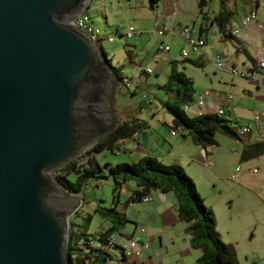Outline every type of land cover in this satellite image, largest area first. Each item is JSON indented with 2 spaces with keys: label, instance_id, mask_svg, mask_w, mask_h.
<instances>
[{
  "label": "water",
  "instance_id": "water-1",
  "mask_svg": "<svg viewBox=\"0 0 264 264\" xmlns=\"http://www.w3.org/2000/svg\"><path fill=\"white\" fill-rule=\"evenodd\" d=\"M91 1L0 0V264H72L81 200L54 173L116 127L119 80L70 25Z\"/></svg>",
  "mask_w": 264,
  "mask_h": 264
},
{
  "label": "rangeland",
  "instance_id": "rangeland-1",
  "mask_svg": "<svg viewBox=\"0 0 264 264\" xmlns=\"http://www.w3.org/2000/svg\"><path fill=\"white\" fill-rule=\"evenodd\" d=\"M236 1L238 4L242 3L241 0ZM261 1L263 9L259 12V19L264 24V0ZM224 2L227 4L226 0ZM216 4L218 5V1L211 4V9ZM243 6L245 7L246 4ZM161 7V5L158 7L159 10ZM155 11L156 9L153 11L149 9V0H92L89 4V9L86 13L91 17L94 25L103 34H110L114 38L113 43L102 42V47L110 63L116 67L120 66L119 62L123 63L124 57H126L123 47L129 44L131 46L136 44L137 49L135 51L133 48V50L139 56L136 62L131 64L125 62L123 67L126 72L125 75L136 80L137 78L135 77H138L137 74L140 71L145 72L148 69L154 71L152 75H142L140 81L142 80L143 84H140L135 96L127 93L123 86L118 85L115 88L111 104L113 116L117 120L120 114L124 113L128 116L135 115L137 118L147 121L150 128L148 135L149 133L151 134L147 139L149 141L154 139L158 143L152 146L148 144L149 148L153 147L155 152L153 154L160 158L162 157L161 160L168 158L171 159L172 164H178L182 167L188 177L195 183L197 191L207 208H210V205L215 207L216 214L214 211L212 212L216 221L217 233L222 243L232 246L236 263L264 264V179L247 171L246 174H240L237 180L231 181L230 176L234 173L235 168L238 165L244 167V164H240L241 161L239 160L241 145L238 140L216 135L217 146L206 148V154H208L206 159V157L204 158L201 155L202 150L200 151L189 138H183L179 133L170 130V116L162 109V103L169 100V98L166 92L156 87V83L160 82L167 73L163 72V75L159 67L156 66L155 63L158 62L157 64H159L160 61L158 60L160 59L157 56L154 61L153 59L157 51V40L163 39V45L170 44L171 54L177 60H180V47H185V42L176 33L168 34L176 38L172 42L164 37H150L148 32L154 27ZM129 27L137 29L138 34L130 39L119 37ZM117 29L118 32H116ZM246 29L247 27L241 28V33ZM213 40L215 38L213 33H211L209 45L214 44ZM159 42L161 41L159 40ZM223 47V45L218 46L220 52L216 50L214 51L215 53H210L212 58L210 57L204 70L196 69V74L191 75L195 104L201 96L206 105L207 102H211V97L205 96V91L220 94L221 96L230 95L233 98L231 107L228 108L225 115H220V117L230 121V125L233 128L251 126L256 131L253 119L255 115L264 116V94L262 90H256L255 83L228 74L225 68L218 69L216 67L218 53L225 52ZM145 52H149L148 56L145 55ZM157 55H160L159 57L162 59L167 57L165 53L161 52ZM193 56L194 54L191 53L190 57L193 58ZM141 59H143L142 65H139L138 62ZM221 61L225 63V66L227 64V68L230 67L229 61L224 62L223 59ZM236 66L239 72L245 71L239 61ZM185 74L189 75L187 71H185ZM144 80L147 81V84H145ZM252 80H257L256 75H252ZM149 99L152 100V104L148 107H143L144 110L139 114L140 112L136 110ZM213 105L215 106L214 103ZM153 111L156 113L154 119L150 116ZM130 150L112 152L105 149L95 154V158L103 169L105 177L90 179L82 193L76 195L81 200V205L78 208L79 213L69 218V221L75 226L72 227L74 232L83 233L87 231L91 233L105 224L96 213V210L100 211L116 205L113 193L114 184L108 175L106 166L107 164L114 166L116 164L137 162L136 150L133 151L134 154ZM161 162L166 164L163 161ZM257 162L252 161V163ZM68 179L72 181L74 177L70 175ZM130 185H133V183L122 187V196H128V186ZM153 195L155 199L156 196L158 199L161 197L159 193H154ZM145 206L146 204L138 203L135 205L129 204L127 208H122L130 222L125 225L123 233L129 234L134 228V224H136L137 227L145 228L146 234L143 238H146L151 243V238L147 232L155 234L157 229H162L164 231L172 230L175 233L178 227L180 229L178 223L172 222V209H168V214L160 218L157 213L152 209H146ZM223 214L226 215V219L222 218ZM90 216L92 219H90ZM117 235H119L118 232ZM121 238L125 239L124 237ZM152 243L155 248H158L157 240ZM177 246L180 247V244H177ZM174 250L175 248L169 245L163 249V254H166V257L168 252L170 257H173L176 254ZM190 251L189 255L185 254L181 259L177 255L175 260L191 263L194 258H198L201 254L200 251ZM161 257L163 258L164 256L162 255Z\"/></svg>",
  "mask_w": 264,
  "mask_h": 264
},
{
  "label": "trees",
  "instance_id": "trees-1",
  "mask_svg": "<svg viewBox=\"0 0 264 264\" xmlns=\"http://www.w3.org/2000/svg\"><path fill=\"white\" fill-rule=\"evenodd\" d=\"M159 1L149 0L150 10H154ZM204 2V0H200L199 3L201 14ZM220 6L221 10L224 11L226 8L224 1H221ZM220 30L225 34L226 30L222 26H220ZM197 36L203 38L200 35ZM119 37L126 38L125 33L123 35L120 34ZM159 50L162 51L161 49ZM112 68L119 80V85L123 86L127 93L132 96L136 95V90L141 84L140 78L142 75L148 76L153 73L151 69H149L151 73H148V70L143 71L136 80H133L124 76L119 68L113 66ZM159 89L166 92L169 98V100L162 103V109L173 119L170 127L172 132L179 133L183 138H185L184 132H186L194 145L203 148L216 147V135L241 140L238 132H234L230 121L221 118L219 114H202L195 117H189L185 114L184 106L195 100L193 81L185 74L172 70L168 81ZM151 104L152 100L149 99L136 111L141 114L144 110L143 107H148ZM241 128L239 127L238 129L240 130ZM143 130L147 134L148 128L141 122L140 118L135 115L120 114L116 120L114 130L89 149L82 157L55 172V179L69 193L74 195L81 194L90 179L105 177L103 169L95 158V154L105 149L112 152L120 150L125 152L128 150L127 145L132 142L140 145L142 143ZM252 149L255 154L254 158L262 156L264 154V142L256 143ZM106 168L114 184L113 193L115 199L122 194L124 185L133 183V185L128 186V188L132 186L134 189L132 191L129 189L131 194L124 202L125 206L131 203L134 205L138 203L145 204L144 198L151 196V193L156 190L163 194L171 192L175 195L178 215L180 220L186 225L185 231L190 237V245L194 250L201 252L195 264H237L232 246L225 245L219 238L212 210L204 204L195 183L178 164H163L157 157L146 156L131 164L122 163L114 166L107 164ZM70 175L74 177L72 181L68 179ZM118 205L119 203L116 201V205L111 208L96 210L100 218L109 225L106 229L99 227L91 233L87 231L76 233L72 229L75 226L69 221L67 250L72 264H108L110 260H115L116 251L119 250L118 244L122 245L120 239L121 237L126 238L124 235H120V230L129 223L125 219V214L119 213L117 210ZM78 213L79 210L75 214ZM90 219H92L91 216ZM137 229L138 227L136 226L134 231L136 232ZM117 232L119 235H117ZM133 235L124 240H129ZM111 241L114 244H111Z\"/></svg>",
  "mask_w": 264,
  "mask_h": 264
},
{
  "label": "crops",
  "instance_id": "crops-1",
  "mask_svg": "<svg viewBox=\"0 0 264 264\" xmlns=\"http://www.w3.org/2000/svg\"><path fill=\"white\" fill-rule=\"evenodd\" d=\"M175 1V8H172L173 6L171 5V2ZM204 5H202L204 8L202 10V14L199 9V3L200 0H160L158 5L156 6V11H155V22L157 21V14L160 13L162 15V21H167L168 24L170 25V28H172L173 31H178L180 27H190V29L193 31L195 35H200L203 38L206 39L207 41V46L202 50L198 52H190L188 57L184 58L181 56V52L183 50L187 49V44L184 39H182L185 43V47H180V60H177V58L171 54V50L168 53H165L167 57H164L162 59L159 57L160 55H157L159 52L164 53L160 51L159 47L164 41L163 39L157 40V51L155 54V58L153 61L158 57L159 64L155 63L157 67H159L160 71L163 73H167L163 79H161V83L157 82L156 87H162L167 81L170 76V73L172 70H176L177 72L185 74V71L189 73V75L185 74L187 77L191 78V75L196 74L195 70L196 69H201L204 70L206 67V63L209 61L211 52L214 51H219L218 46L223 45L225 52L218 53V59L222 60L224 62H228L230 67L227 68V64L225 67V71L228 74L232 75V68H237L238 61L240 65L243 66L244 72L245 73H251L252 75H256L257 80H251L248 82H253L255 83V88L257 91H261V86H262V77L263 74L262 72L257 68V60L259 59H264V24L260 22L259 19V12L263 9L262 7V1L261 0H241L242 3L238 4L236 0H226L227 4H225V10H221L220 3L221 1L224 0H204ZM218 1V5L216 4L212 9H211V4L216 3ZM246 6L244 7L243 5ZM162 6L161 9L159 10V6ZM179 7V9H178ZM191 7V8H190ZM150 9V8H149ZM154 9V10H155ZM158 9V10H157ZM179 10V11H178ZM153 11V10H152ZM175 12V13H174ZM251 12H255L257 14V21L252 22L250 25H243V19L250 15ZM155 25V24H154ZM197 26V28H195ZM220 26H222L223 29H225V34L221 32ZM247 29L241 33L240 29L245 28ZM153 28V27H152ZM137 30V29H136ZM118 32V29L116 30ZM237 31V33H235ZM248 31V33H246ZM213 33L215 40L213 45H209L210 41V35ZM123 35V34H122ZM170 36V37H169ZM125 38V37H123ZM164 38L170 39L169 41L172 42L173 39H176L173 37V35H167ZM166 43V42H165ZM134 46H131L130 44L127 46L125 45L123 47V51L126 54V57H124L123 63L119 62L120 66H112L115 68H119L121 72L125 75V70L123 69L125 62L131 64L132 62H136L138 58V54L135 52L137 49L136 44H132ZM168 46L171 45L167 44ZM178 45V43H177ZM128 47V48H127ZM134 48V50H133ZM186 48V49H185ZM216 48V49H215ZM149 52H145V55L148 56ZM194 54L193 58L190 57V54ZM215 53V52H214ZM217 53V52H216ZM220 54V55H219ZM157 56V57H156ZM145 57V56H144ZM147 58V57H146ZM191 58V60H190ZM143 59H141L138 63L139 65H142ZM237 61V62H236ZM152 70V69H151ZM143 71H140L137 75L142 73ZM156 73V72H155ZM163 73V75H164ZM154 74V71L153 73ZM151 74V75H152ZM234 76V75H233ZM137 76L135 78H138ZM237 77V76H236ZM142 78V77H141ZM140 78V79H141ZM145 84H147V81L144 80ZM141 84H143L141 80ZM244 91V90H243ZM206 92V91H205ZM209 92V91H208ZM263 92V90H262ZM264 94V92H263ZM208 98L211 97V102H207V105L203 109H201L202 114L206 115H212V114H219V111L221 109L224 110V115L226 114V111H228V108L231 107L232 103V96H221L220 94H213L209 92V95L207 96ZM215 104V106L213 105ZM213 109V110H211ZM164 111V110H163ZM165 112V111H164ZM166 113V112H165ZM167 114V113H166ZM169 115V114H168ZM152 119L156 117V113L151 112ZM170 116V115H169ZM255 117V116H254ZM264 116L262 115V119ZM124 119V118H123ZM122 119V120H123ZM141 122L146 125L149 131V124L147 121L142 120L140 118ZM254 120V119H253ZM172 117L170 116V124L172 126ZM254 122V121H253ZM165 125L166 122H164ZM264 123V120H263ZM234 132H238V128L233 129ZM236 132V133H237ZM256 132V134H255ZM185 133V138L190 137ZM144 134V135H143ZM142 134V143L140 145H137L136 143L132 142L129 145H127V149H131L130 152L134 154V150H136V156H138V160L146 157V156H154L161 160L160 157L155 156L153 153L154 149L153 147L149 148L150 144L156 145V141L153 139V141H149L147 138L151 136V134L143 130ZM141 136V134H140ZM227 138V137H226ZM241 140H238L241 145V151L239 160L241 161L240 164H244L243 167V172L241 175L246 174L247 171L251 172L250 168L253 167H258L259 173L256 174L260 176L262 179H264V154L262 156H259L257 158L255 157V154L253 152L252 147L259 142H262V139L260 137L259 132L254 129H252V132L249 134H246L244 136L240 137ZM191 140V139H190ZM192 142V141H191ZM196 146V145H195ZM199 150L205 151L207 153V147L203 148L200 146H197ZM202 155V152H201ZM203 156V155H202ZM205 158V156H203ZM208 158V154L206 156V159ZM165 162L166 164H172L171 159L166 158V160H161ZM252 161H258L257 163H252ZM260 172H262L260 174ZM238 179V178H237ZM129 189L132 191L134 188L131 186ZM154 193H159L161 197L156 196V199L154 197ZM130 192L128 196L125 197L120 195V197L116 198L117 203L120 204L118 205L117 210L123 214H125L124 210L122 209L123 207H126L124 202L128 199L130 196ZM152 201L149 203H145L146 206L145 208L148 210H153L155 213H157L160 218L168 214V209H172L173 211V217H172V222H176L180 225L179 227L175 230V233L172 230H167L164 231L162 229H157L155 234H151L150 232L148 236L151 238V247L149 251L146 253V259H150V261L153 264H195L196 260L198 258H194L193 262L191 263H185L183 260H175L177 258V255H179L180 259L183 257V255L190 254V250H194L191 245H190V237L187 235L185 229L186 225L180 220L179 215H178V206H177V199L173 193H166L163 194L160 191L156 190L151 193ZM119 201V202H118ZM219 204V203H218ZM210 209L214 211L216 214V209L214 206L210 205ZM123 211V212H122ZM172 215V214H171ZM126 216V215H125ZM222 218L226 219V215L223 214ZM126 221H128V218L125 217ZM153 219V218H152ZM233 220V218H232ZM105 222V221H104ZM129 222V221H128ZM130 223V222H129ZM108 224H105L100 226L102 228H108ZM137 225L134 224V228L129 234L123 233L125 230V226L123 227L122 230H120V235H124L126 238L130 237L134 233H136L135 227ZM217 229V228H216ZM125 238V239H126ZM157 240L158 242V248H155L153 246V241ZM121 243H124L126 240H123L121 238ZM177 244H180V247L177 246ZM173 246L175 248L174 252L176 253L175 256L170 257L169 253L167 252V256L163 254V249L167 248L168 246ZM178 249V251H176ZM197 251V250H196ZM201 253V252H200ZM164 256L163 258L161 256ZM201 255V254H200ZM160 260H162L160 262ZM182 261V263H180Z\"/></svg>",
  "mask_w": 264,
  "mask_h": 264
},
{
  "label": "built area",
  "instance_id": "built-area-1",
  "mask_svg": "<svg viewBox=\"0 0 264 264\" xmlns=\"http://www.w3.org/2000/svg\"><path fill=\"white\" fill-rule=\"evenodd\" d=\"M172 8H175L176 4L175 1L171 2ZM175 13V12H174ZM257 21V14L255 12H251L250 15L246 16L243 19V25H248L252 22ZM70 25L82 32H84L86 35L90 37V39L97 44H101L103 41H107L109 43H113L114 38L110 34H103L100 29H98L91 17L87 13H82L75 17L71 22ZM150 37H165L168 34H178L182 39L185 40L188 49L183 50L181 52V56L186 58L188 57L190 52H198L201 49H204L207 46V41L205 38L198 37L195 35L190 27H180L178 31H173L172 28H170V25L168 22L162 21V15L160 13L157 14V21L155 22L154 27L151 29L150 32H148ZM237 33V31H235ZM138 31L134 27H129L128 30L125 32L126 38H132L133 36L137 35ZM160 49L164 51L165 53L170 52V46H163L161 44ZM216 67L218 69H224L225 63H222L220 59L216 62ZM257 68L262 72V86L261 89L264 92V59L257 60ZM148 73H151V70L148 69ZM232 75L241 77L244 79L252 80V74L251 73H245V72H239L237 68H232L231 70ZM209 92H205V96H208ZM194 100L193 102H190L189 104L184 106V112L189 117H195L202 115L201 109H203L206 105V102L202 100V96L200 99L197 100L195 104ZM224 113V110L221 109L219 111V115H222ZM254 123L256 125V130L259 132L260 137L262 139V142H264V123L262 116L255 115L254 117ZM253 127L251 126H245L242 127L240 130H238L239 136H244L246 134H249L252 132ZM203 156H207L205 151H202ZM251 172L253 174H258L259 169L258 167L250 168ZM243 172V167L238 165L235 168L234 173L230 176L231 181L237 180L238 176ZM152 201L151 196H146L144 198L145 203H149ZM130 205H134L131 203ZM146 234L145 228L138 227L136 230V233L124 244L119 245V250L116 251V258L115 260H110L108 264H153L150 259H146V253L149 251L151 247L150 241H148L146 238H143V236ZM111 244H114L113 241H111Z\"/></svg>",
  "mask_w": 264,
  "mask_h": 264
},
{
  "label": "clouds",
  "instance_id": "clouds-1",
  "mask_svg": "<svg viewBox=\"0 0 264 264\" xmlns=\"http://www.w3.org/2000/svg\"><path fill=\"white\" fill-rule=\"evenodd\" d=\"M107 56V55H106ZM107 58H108V56H107ZM248 80V79H247ZM248 81H251V80H248Z\"/></svg>",
  "mask_w": 264,
  "mask_h": 264
},
{
  "label": "bare ground",
  "instance_id": "bare-ground-1",
  "mask_svg": "<svg viewBox=\"0 0 264 264\" xmlns=\"http://www.w3.org/2000/svg\"><path fill=\"white\" fill-rule=\"evenodd\" d=\"M185 171V170H184Z\"/></svg>",
  "mask_w": 264,
  "mask_h": 264
}]
</instances>
